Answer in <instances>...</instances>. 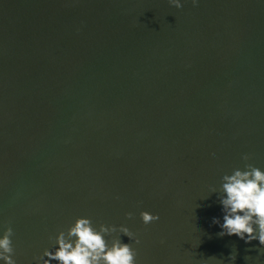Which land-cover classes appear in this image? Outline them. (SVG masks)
Masks as SVG:
<instances>
[{
    "label": "water",
    "instance_id": "1",
    "mask_svg": "<svg viewBox=\"0 0 264 264\" xmlns=\"http://www.w3.org/2000/svg\"><path fill=\"white\" fill-rule=\"evenodd\" d=\"M246 163L264 168V0H0V222L17 264L80 215L126 224L137 264H264L258 240L212 222L211 188Z\"/></svg>",
    "mask_w": 264,
    "mask_h": 264
},
{
    "label": "clouds",
    "instance_id": "2",
    "mask_svg": "<svg viewBox=\"0 0 264 264\" xmlns=\"http://www.w3.org/2000/svg\"><path fill=\"white\" fill-rule=\"evenodd\" d=\"M177 8L185 0H169ZM193 5L199 0H191ZM229 82L232 78L229 77ZM247 161L249 154H243ZM210 193L217 194L222 218L213 216L212 222L219 226L220 236L235 234L245 242L258 240V252L264 251V168L246 163L221 177L219 187L213 186ZM126 215L131 217L132 212ZM140 218L145 224L159 219L158 213L142 209ZM115 233L116 235H112ZM122 234L129 241L122 239ZM14 228L9 222H0V264H17L13 243ZM52 247L43 248L35 264H137V249L140 237L126 224L94 223L88 215L77 216L66 229H60L55 236L49 235ZM255 247V246H254ZM235 253H229L231 262ZM216 258V257H215ZM217 259V258H216ZM218 261H223L217 259ZM204 264H208L205 260Z\"/></svg>",
    "mask_w": 264,
    "mask_h": 264
}]
</instances>
